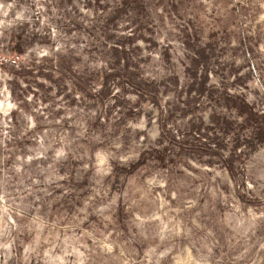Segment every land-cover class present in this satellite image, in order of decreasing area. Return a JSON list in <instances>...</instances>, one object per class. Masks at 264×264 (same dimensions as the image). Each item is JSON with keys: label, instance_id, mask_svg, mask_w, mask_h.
Returning a JSON list of instances; mask_svg holds the SVG:
<instances>
[{"label": "rangeland", "instance_id": "rangeland-1", "mask_svg": "<svg viewBox=\"0 0 264 264\" xmlns=\"http://www.w3.org/2000/svg\"><path fill=\"white\" fill-rule=\"evenodd\" d=\"M0 264H264V0H0Z\"/></svg>", "mask_w": 264, "mask_h": 264}]
</instances>
